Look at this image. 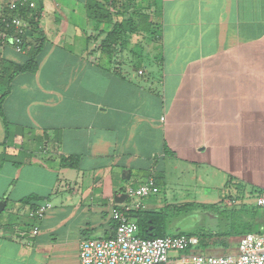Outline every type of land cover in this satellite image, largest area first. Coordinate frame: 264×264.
Listing matches in <instances>:
<instances>
[{
    "label": "crops",
    "instance_id": "obj_1",
    "mask_svg": "<svg viewBox=\"0 0 264 264\" xmlns=\"http://www.w3.org/2000/svg\"><path fill=\"white\" fill-rule=\"evenodd\" d=\"M138 2L158 36L132 34L107 56L82 4L44 0L37 68L1 104L0 264H79L80 241L113 235L111 208L132 202L115 193L150 175L229 213L264 188V0ZM0 57L26 59L9 43ZM142 201L154 210L161 198ZM208 234L226 245L245 232Z\"/></svg>",
    "mask_w": 264,
    "mask_h": 264
},
{
    "label": "built area",
    "instance_id": "obj_2",
    "mask_svg": "<svg viewBox=\"0 0 264 264\" xmlns=\"http://www.w3.org/2000/svg\"><path fill=\"white\" fill-rule=\"evenodd\" d=\"M24 3L25 0H4L8 11H15ZM28 29L29 24L24 18L16 14L10 16L0 8V49L9 43L15 51L22 52V36ZM154 185V176L150 175L140 186L127 188L126 193L133 197L132 202L124 207L114 205L110 210L113 235L82 239L78 249L79 264H264V230L243 234L236 252L224 255L190 252L198 245L197 237L191 235L140 236L135 219L128 213L144 207L142 200L151 194ZM251 203L264 209V188ZM49 207V202L38 205L30 212V217L41 218ZM36 233L35 228L33 234Z\"/></svg>",
    "mask_w": 264,
    "mask_h": 264
},
{
    "label": "trees",
    "instance_id": "obj_3",
    "mask_svg": "<svg viewBox=\"0 0 264 264\" xmlns=\"http://www.w3.org/2000/svg\"><path fill=\"white\" fill-rule=\"evenodd\" d=\"M76 1L84 7L86 18L90 23V28L100 34H105L99 46L104 55L108 56L117 51L126 49L129 46V39L132 34L143 32L150 35L153 39L158 36V22L142 11V6L138 0ZM43 8L44 0H25V3L18 6L15 11H8L6 5H3V10L8 13V15L10 14V16H12L16 14L24 18L29 24V29L22 36V52L26 55V59L23 63H14L0 57V85L5 84L4 86H6V89L0 95V114H2V100L9 92V83L14 76L18 73L27 71L34 72L37 68V55L46 42L45 33L40 26ZM8 129L9 126L6 124V132ZM74 160L77 159L60 157V164L74 166ZM161 178L162 173L154 176L155 184L161 182ZM34 198V196L24 197L21 199V202L27 203L30 200H34ZM241 208L246 212L243 214L253 220L252 223H248L245 233L263 231L264 222L262 223L261 219L264 215V209L256 206L254 203L247 205L242 203ZM128 216L135 219L138 225V234L142 237L152 238L170 235L167 234L166 231L168 218L163 210L135 209L129 211ZM188 235L197 236L199 239L198 244L203 245V241L209 234L201 231Z\"/></svg>",
    "mask_w": 264,
    "mask_h": 264
},
{
    "label": "rangeland",
    "instance_id": "obj_4",
    "mask_svg": "<svg viewBox=\"0 0 264 264\" xmlns=\"http://www.w3.org/2000/svg\"><path fill=\"white\" fill-rule=\"evenodd\" d=\"M129 183L133 184V181L131 180ZM153 190L151 197L161 198L159 206L154 210L165 212L168 218L166 231L170 235L178 233L188 235L201 231L209 233V231L216 230L224 236H238L246 232L248 223L253 222L243 213H229L235 208L234 205L218 204L215 206L211 201L196 202L193 201L195 200L193 193L179 194V189L174 185L164 187L161 182H157ZM131 198L133 199V197ZM203 242V245L193 246L190 252L224 255L237 250V241L235 240L222 245L207 237Z\"/></svg>",
    "mask_w": 264,
    "mask_h": 264
},
{
    "label": "water",
    "instance_id": "obj_5",
    "mask_svg": "<svg viewBox=\"0 0 264 264\" xmlns=\"http://www.w3.org/2000/svg\"><path fill=\"white\" fill-rule=\"evenodd\" d=\"M127 196H128L127 193H121V194L115 193L114 200H115V202H122L124 200V198H126ZM4 204H5V200L4 199L0 200V210L3 209Z\"/></svg>",
    "mask_w": 264,
    "mask_h": 264
}]
</instances>
